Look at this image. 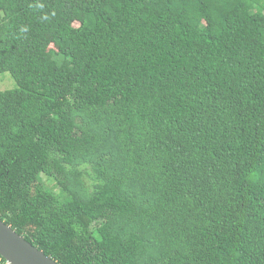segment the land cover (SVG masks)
Returning a JSON list of instances; mask_svg holds the SVG:
<instances>
[{
    "label": "trees",
    "instance_id": "16d2710c",
    "mask_svg": "<svg viewBox=\"0 0 264 264\" xmlns=\"http://www.w3.org/2000/svg\"><path fill=\"white\" fill-rule=\"evenodd\" d=\"M6 72L0 221L33 247L264 264V0H0Z\"/></svg>",
    "mask_w": 264,
    "mask_h": 264
},
{
    "label": "water",
    "instance_id": "95a60500",
    "mask_svg": "<svg viewBox=\"0 0 264 264\" xmlns=\"http://www.w3.org/2000/svg\"><path fill=\"white\" fill-rule=\"evenodd\" d=\"M0 256L7 264H57L1 221Z\"/></svg>",
    "mask_w": 264,
    "mask_h": 264
},
{
    "label": "rangeland",
    "instance_id": "374dc122",
    "mask_svg": "<svg viewBox=\"0 0 264 264\" xmlns=\"http://www.w3.org/2000/svg\"><path fill=\"white\" fill-rule=\"evenodd\" d=\"M50 48L55 49V46L52 45ZM16 87V83L9 73L0 74V92L13 90L16 89Z\"/></svg>",
    "mask_w": 264,
    "mask_h": 264
}]
</instances>
